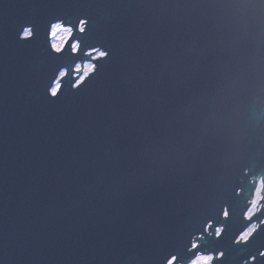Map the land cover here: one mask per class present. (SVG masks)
Listing matches in <instances>:
<instances>
[{"label": "water", "instance_id": "obj_1", "mask_svg": "<svg viewBox=\"0 0 264 264\" xmlns=\"http://www.w3.org/2000/svg\"><path fill=\"white\" fill-rule=\"evenodd\" d=\"M260 185L264 0H0V264H264Z\"/></svg>", "mask_w": 264, "mask_h": 264}, {"label": "rangeland", "instance_id": "obj_2", "mask_svg": "<svg viewBox=\"0 0 264 264\" xmlns=\"http://www.w3.org/2000/svg\"><path fill=\"white\" fill-rule=\"evenodd\" d=\"M70 34H71V31L69 29L64 28L60 24L58 26H56L54 28L53 34H52V37H53V40L55 42L56 47L57 48H64V46L66 44V40H68L70 38ZM28 35L29 34L27 33L26 36H28ZM97 56H100V55L97 54L95 57H97ZM92 70H93L92 64H86V66L84 67L82 78L87 77L88 74L92 72ZM56 88L58 89V86H56ZM263 193H264V188L262 187V185H260L259 186V190L257 192V195L255 197V200L253 202L252 208L250 210V213H254V212L257 213V211L260 208H262L261 202H262V200L264 198V194ZM254 226L257 228L256 225H254ZM254 226H252L249 230H251ZM217 233H218V231H217ZM208 257H213V256H207V257L206 256H199V257L196 258V260L193 261L192 264H205V262L207 261ZM212 261H211V263H212Z\"/></svg>", "mask_w": 264, "mask_h": 264}, {"label": "clouds", "instance_id": "obj_3", "mask_svg": "<svg viewBox=\"0 0 264 264\" xmlns=\"http://www.w3.org/2000/svg\"><path fill=\"white\" fill-rule=\"evenodd\" d=\"M222 231H223V229H219L217 235L221 234ZM255 231H256V227L254 226L251 230H249L247 233H245L244 235H242L239 238V240L236 241V243L237 244H241V243L247 244L250 241V239L252 238V236L254 235ZM262 255H264V253H262ZM222 257H223V254H221V257L220 258H222ZM212 260H213V257H208V259L205 262V264H211V261Z\"/></svg>", "mask_w": 264, "mask_h": 264}, {"label": "flooded vegetation", "instance_id": "obj_4", "mask_svg": "<svg viewBox=\"0 0 264 264\" xmlns=\"http://www.w3.org/2000/svg\"><path fill=\"white\" fill-rule=\"evenodd\" d=\"M256 197V196H255ZM255 200V199H254ZM254 202V201H253ZM253 205V204H252ZM252 208V207H251ZM214 258V257H213ZM196 260V259H195ZM214 260V259H213ZM193 263V262H192Z\"/></svg>", "mask_w": 264, "mask_h": 264}, {"label": "bare ground", "instance_id": "obj_5", "mask_svg": "<svg viewBox=\"0 0 264 264\" xmlns=\"http://www.w3.org/2000/svg\"><path fill=\"white\" fill-rule=\"evenodd\" d=\"M83 80V78L81 79V81Z\"/></svg>", "mask_w": 264, "mask_h": 264}, {"label": "built area", "instance_id": "obj_6", "mask_svg": "<svg viewBox=\"0 0 264 264\" xmlns=\"http://www.w3.org/2000/svg\"><path fill=\"white\" fill-rule=\"evenodd\" d=\"M82 30V29H81ZM93 66V65H92Z\"/></svg>", "mask_w": 264, "mask_h": 264}]
</instances>
